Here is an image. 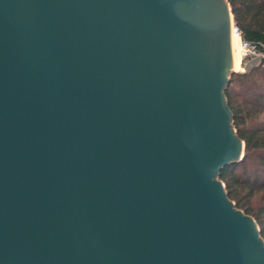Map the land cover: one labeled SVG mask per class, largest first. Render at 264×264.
Here are the masks:
<instances>
[{
    "label": "water",
    "instance_id": "95a60500",
    "mask_svg": "<svg viewBox=\"0 0 264 264\" xmlns=\"http://www.w3.org/2000/svg\"><path fill=\"white\" fill-rule=\"evenodd\" d=\"M233 22L228 0H0V264H264L219 181L245 153Z\"/></svg>",
    "mask_w": 264,
    "mask_h": 264
},
{
    "label": "trees",
    "instance_id": "16d2710c",
    "mask_svg": "<svg viewBox=\"0 0 264 264\" xmlns=\"http://www.w3.org/2000/svg\"><path fill=\"white\" fill-rule=\"evenodd\" d=\"M228 1L243 39L264 44V0ZM226 98L245 153L239 163L221 171L220 180L237 208L256 220L264 239V60L233 73Z\"/></svg>",
    "mask_w": 264,
    "mask_h": 264
},
{
    "label": "built area",
    "instance_id": "2783aa9c",
    "mask_svg": "<svg viewBox=\"0 0 264 264\" xmlns=\"http://www.w3.org/2000/svg\"><path fill=\"white\" fill-rule=\"evenodd\" d=\"M232 33L236 36L239 41L241 52H242V63L245 64L246 61L252 63L255 60H264V44L252 43L250 41L244 40L241 29L233 22Z\"/></svg>",
    "mask_w": 264,
    "mask_h": 264
},
{
    "label": "bare ground",
    "instance_id": "6f19581e",
    "mask_svg": "<svg viewBox=\"0 0 264 264\" xmlns=\"http://www.w3.org/2000/svg\"><path fill=\"white\" fill-rule=\"evenodd\" d=\"M232 49H233V70L242 73L245 71L242 63V52L240 44L236 36L232 33Z\"/></svg>",
    "mask_w": 264,
    "mask_h": 264
},
{
    "label": "rangeland",
    "instance_id": "374dc122",
    "mask_svg": "<svg viewBox=\"0 0 264 264\" xmlns=\"http://www.w3.org/2000/svg\"><path fill=\"white\" fill-rule=\"evenodd\" d=\"M261 63H262L261 60H255V61H253L252 63H249V62L246 61V63L243 64V67H244V69H245L244 72L249 71L251 68L258 66V65H260ZM219 181H220L223 185H225V183H224L222 180L219 179ZM239 210H241V209H239ZM241 211H243V210H241ZM243 212H244V211H243ZM255 225H256V223H255ZM256 227L258 228L257 225H256ZM263 241H264V239H263Z\"/></svg>",
    "mask_w": 264,
    "mask_h": 264
}]
</instances>
